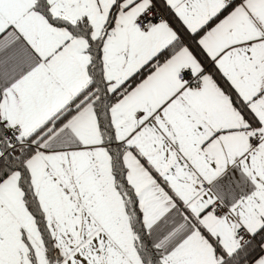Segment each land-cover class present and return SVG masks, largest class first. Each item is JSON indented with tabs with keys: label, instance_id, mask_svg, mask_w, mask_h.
Listing matches in <instances>:
<instances>
[{
	"label": "snow or ice",
	"instance_id": "6c2138e0",
	"mask_svg": "<svg viewBox=\"0 0 264 264\" xmlns=\"http://www.w3.org/2000/svg\"><path fill=\"white\" fill-rule=\"evenodd\" d=\"M0 264H264V0H0Z\"/></svg>",
	"mask_w": 264,
	"mask_h": 264
}]
</instances>
